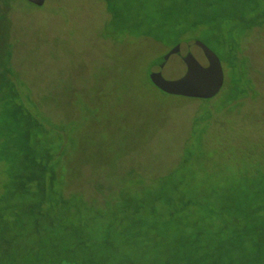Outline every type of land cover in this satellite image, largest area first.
I'll use <instances>...</instances> for the list:
<instances>
[{"label": "rangeland", "instance_id": "1", "mask_svg": "<svg viewBox=\"0 0 264 264\" xmlns=\"http://www.w3.org/2000/svg\"><path fill=\"white\" fill-rule=\"evenodd\" d=\"M0 8V45H9L21 89L34 98L30 111L55 134L61 127L57 168L71 192L106 206L100 190L106 202L121 204L183 181L223 209L242 176L245 188L264 189V24L242 32L219 23L209 32L182 18L189 29L165 46L124 35L104 0H46L42 7L12 0ZM123 11L138 14L134 1ZM178 38L202 42L220 60L223 85L211 99L168 95L151 83V66ZM236 49L240 61L230 56ZM212 65L201 55L189 69L196 75ZM154 209L167 216L168 206ZM119 240L122 252H142V238Z\"/></svg>", "mask_w": 264, "mask_h": 264}, {"label": "trees", "instance_id": "2", "mask_svg": "<svg viewBox=\"0 0 264 264\" xmlns=\"http://www.w3.org/2000/svg\"><path fill=\"white\" fill-rule=\"evenodd\" d=\"M104 1L115 13L112 25L124 35L165 46H170L166 38L181 37L189 28L205 26L210 32L209 27L234 22L243 32L264 24V0ZM133 1L138 14L120 13ZM11 2L0 0L5 8ZM4 17L0 10V24ZM182 18L190 20L188 29L180 26ZM8 46L0 45V175L5 176L0 185V264H264V189L245 188L244 176L225 197L223 209L197 190L183 188V181L170 184V191L162 188L160 195L124 198L121 204L106 202L100 190L106 206L71 192L57 168L61 127L56 125L55 134L30 111L34 98L23 93ZM237 53L232 59L239 60ZM9 122L10 130L5 127ZM158 203L168 206L167 216L156 212ZM120 236L142 238V252H122Z\"/></svg>", "mask_w": 264, "mask_h": 264}, {"label": "water", "instance_id": "3", "mask_svg": "<svg viewBox=\"0 0 264 264\" xmlns=\"http://www.w3.org/2000/svg\"><path fill=\"white\" fill-rule=\"evenodd\" d=\"M42 7L46 0H25ZM205 55L212 61L202 73L194 75L189 69L190 61ZM151 83L165 94L209 100L222 87L223 77L220 60L201 42L184 40L173 47L168 54L158 59L149 70Z\"/></svg>", "mask_w": 264, "mask_h": 264}]
</instances>
